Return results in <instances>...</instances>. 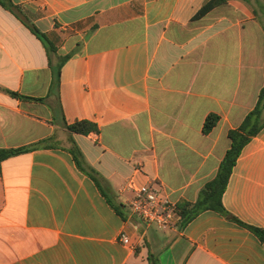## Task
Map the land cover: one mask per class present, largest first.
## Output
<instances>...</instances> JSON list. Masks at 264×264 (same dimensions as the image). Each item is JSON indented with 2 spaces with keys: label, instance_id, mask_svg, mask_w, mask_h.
<instances>
[{
  "label": "crops",
  "instance_id": "1",
  "mask_svg": "<svg viewBox=\"0 0 264 264\" xmlns=\"http://www.w3.org/2000/svg\"><path fill=\"white\" fill-rule=\"evenodd\" d=\"M209 1L10 0L55 59L70 56L59 87L46 46L0 4V148L44 141L0 164V264H149L150 253L160 264H264V127L234 166L227 214L154 228L125 200L132 181L196 202L264 88V0H226L194 19ZM211 114L220 120L206 133ZM82 120L100 131L71 135Z\"/></svg>",
  "mask_w": 264,
  "mask_h": 264
},
{
  "label": "trees",
  "instance_id": "2",
  "mask_svg": "<svg viewBox=\"0 0 264 264\" xmlns=\"http://www.w3.org/2000/svg\"><path fill=\"white\" fill-rule=\"evenodd\" d=\"M226 2V0H210L206 3L202 9L196 14L194 19H199L210 12L212 9ZM0 4L6 9L16 13L18 17H21L24 24L30 29V31L35 34L41 42L46 46L48 50V58L53 72V86L59 87L61 69L65 62L69 59L70 56L57 57L54 58L56 54L54 46L48 39L47 35L40 31L34 24L29 22L27 19L21 16V10L14 6L10 0H0ZM13 96L19 97L17 93L10 92ZM24 99H33L41 101L43 99L30 98L26 96H21ZM220 117L215 114H211L206 119L204 124V132H210L214 127L217 126ZM264 127V88L261 90L258 102L255 108L246 116L242 125L237 128L230 130L228 136L231 140V146L228 149L225 157L223 158L217 175L215 178L201 189L199 197L196 202L183 201L178 203V227L184 228L192 220H194L199 214L207 210L217 211L222 214H227L226 209L223 205V195L228 186L232 171L236 165L238 158L240 157L243 148L251 140L252 137L256 136ZM67 129L72 135L73 133L89 135L90 133H98L100 131L98 125L89 120L75 121L74 123L68 124ZM72 139V136H71ZM73 141V140H72ZM44 141L28 146H23L19 148H0V164L14 156L31 152L36 149H39L43 146ZM69 152L74 158V161L78 167L89 174L94 173V171L88 166L85 161V158L76 144H72L69 148ZM93 178L98 181V177L92 174ZM102 192L105 194V191L102 189ZM149 264H160L158 258L153 254H149Z\"/></svg>",
  "mask_w": 264,
  "mask_h": 264
},
{
  "label": "built area",
  "instance_id": "3",
  "mask_svg": "<svg viewBox=\"0 0 264 264\" xmlns=\"http://www.w3.org/2000/svg\"><path fill=\"white\" fill-rule=\"evenodd\" d=\"M125 190L131 192L125 197L130 214L138 217L146 226L157 225L162 229H174L178 226V202L168 194L157 190L153 184L136 186L130 182ZM120 242L130 245V239L125 233L120 234Z\"/></svg>",
  "mask_w": 264,
  "mask_h": 264
},
{
  "label": "rangeland",
  "instance_id": "4",
  "mask_svg": "<svg viewBox=\"0 0 264 264\" xmlns=\"http://www.w3.org/2000/svg\"><path fill=\"white\" fill-rule=\"evenodd\" d=\"M152 226H153L154 228H157V225H155V224H154V225H152Z\"/></svg>",
  "mask_w": 264,
  "mask_h": 264
}]
</instances>
